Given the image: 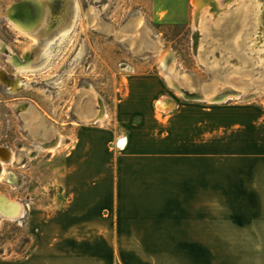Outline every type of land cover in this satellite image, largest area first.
Returning a JSON list of instances; mask_svg holds the SVG:
<instances>
[{
    "label": "crops",
    "instance_id": "1",
    "mask_svg": "<svg viewBox=\"0 0 264 264\" xmlns=\"http://www.w3.org/2000/svg\"><path fill=\"white\" fill-rule=\"evenodd\" d=\"M151 4L181 24L193 0ZM118 85L113 124L66 151L62 206L34 212L35 246L0 264H264V110L181 104L155 74Z\"/></svg>",
    "mask_w": 264,
    "mask_h": 264
},
{
    "label": "rangeland",
    "instance_id": "2",
    "mask_svg": "<svg viewBox=\"0 0 264 264\" xmlns=\"http://www.w3.org/2000/svg\"><path fill=\"white\" fill-rule=\"evenodd\" d=\"M22 1L26 0H0V147L10 154L1 164L12 177H0V196L24 207L20 219L0 214V258L16 261L26 257L35 246L30 217L62 206L66 151L81 126L113 124L121 77L158 75L178 103H193L168 84L166 68L160 65L164 55L166 67L174 64L180 72L178 79L185 92L194 94L198 80L201 92L211 93L214 90L209 88L215 85L225 93L244 92L227 103L197 104L264 110V49L253 52L248 45L260 0H233L230 5L219 0L220 10L209 6L200 47L194 40L196 0L190 6V19L181 24L159 21L151 0H74L78 11L74 17L72 6L68 17L72 26L64 39L54 41L49 56L43 50L44 38L33 53L26 52L31 36L15 29L6 16L12 4ZM139 17L143 22L137 25ZM36 26L37 31L43 29L42 24ZM118 37L127 38L122 42ZM136 37L139 41L133 51ZM158 41L164 46L163 54H158ZM141 43L146 44L141 47ZM12 55L33 66L19 72L10 60ZM92 93L100 97L106 114L102 121L86 124L79 119L82 113L91 110L96 114L100 109ZM57 134L62 138L59 146L33 152L39 141H55Z\"/></svg>",
    "mask_w": 264,
    "mask_h": 264
},
{
    "label": "bare ground",
    "instance_id": "3",
    "mask_svg": "<svg viewBox=\"0 0 264 264\" xmlns=\"http://www.w3.org/2000/svg\"><path fill=\"white\" fill-rule=\"evenodd\" d=\"M227 1H228V5H230L231 4L230 2H232L233 0H227ZM72 2H73V5H72ZM256 3L260 10H258L257 16L255 17V28H254L255 30L253 31L251 38L248 39L249 40L248 45L251 47L253 52H257L259 50L264 49V0L262 1L260 0L259 2L256 1ZM196 5H197L196 34L194 36V40H195L197 47H200L201 43H200L199 38L201 37L202 34H204L203 33L204 27L202 23H204V20H205L204 18L206 14L210 12L209 6L216 7L217 9L220 10L221 4L219 0H201ZM72 6L74 10V17H75L78 11V7L76 3L74 4V0L73 1L72 0H26V1L16 2L12 4L8 12L6 13V16L8 17L9 22L15 29L31 36L32 41L29 47L26 49V52L33 53V51L38 46L41 45L40 42L44 38L45 43L43 45V48H44L43 50L45 52V55L49 56L51 54V48H52V44L54 43V41L57 38L64 39L66 34L68 33V31L70 30L72 26V23L70 24V22H68V17L70 16ZM141 22H143V19L139 17L137 25L141 24ZM37 24L38 25L42 24L43 29L40 31H37V28H38V26H36ZM247 26L248 25H246V27ZM56 31H58V35L50 39L52 33ZM126 38L118 37V39L121 40L122 42L126 41ZM138 39L139 37H136L135 40L133 39L134 42L131 44V49L133 51L136 48L135 46H136L137 41H139ZM58 41L59 40H57V42ZM141 44H142L141 47H144L146 43H141ZM238 44H239V41L236 40L234 42L235 49L236 47H238ZM157 47L160 48V51L158 52V54H163L165 52L163 50L164 46L161 42L158 41ZM0 48H2L1 44H0ZM235 51L238 52V50H234V52ZM161 56L163 57H162V60L160 61V65L162 66V68L164 69L166 68L165 69L166 73L165 72L164 73L170 85L175 87V89L185 98L191 99V97L180 86V82L178 81V76L180 72L174 69L173 67L174 64H172L171 67L169 68L166 67L165 63H166L167 57L164 55H161ZM16 57L15 55L10 56V60L14 64H16L17 66L16 68H18L17 70H19V72L27 68H31L33 66V63L31 61H28L27 63L22 64L21 62L18 61ZM198 57H200V55ZM126 70L131 71V67H128ZM200 83L201 82H199L198 80L196 84L197 85L199 84L198 86H201ZM198 86H196L197 90L194 92L196 95L193 98L198 99L199 101H206L212 104L224 103V102L239 98L244 93L243 91H240L238 94L228 93V92L225 93V91L223 90L222 91L217 90L216 85L209 88V89L214 90L213 92L211 91V93H209L210 90L207 92L206 91L201 92L200 90H198L197 88ZM93 95L94 97L98 99L100 109L98 110V113L96 114H93L91 110H88L87 112L82 113L79 119L81 122L86 123V124H95L100 120L102 121V119H104V116L106 114L100 97L96 94H93ZM34 121L35 120H33V122ZM45 136H47L46 133H45ZM61 140L62 138L58 136L57 134V139L55 141H39L36 147V150H34L33 152H38L40 149H44V148L54 149L56 146H59ZM9 157H10L9 151L0 147V177L4 179H12L8 171L5 170L1 164V162L8 160ZM0 214L3 217H6L8 219H20L23 217L24 207L19 202L11 201L3 196H0Z\"/></svg>",
    "mask_w": 264,
    "mask_h": 264
},
{
    "label": "water",
    "instance_id": "4",
    "mask_svg": "<svg viewBox=\"0 0 264 264\" xmlns=\"http://www.w3.org/2000/svg\"><path fill=\"white\" fill-rule=\"evenodd\" d=\"M225 30L227 31L228 28H225ZM230 91H231V93H234L235 92V90H230ZM186 93L191 97V100H198V99L193 98L196 95L195 93L194 94H190L188 92H186Z\"/></svg>",
    "mask_w": 264,
    "mask_h": 264
}]
</instances>
